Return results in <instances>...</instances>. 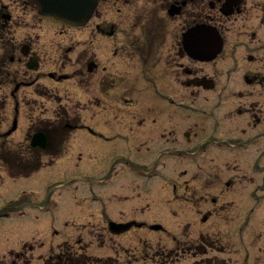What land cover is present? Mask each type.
<instances>
[{
	"label": "rangeland",
	"instance_id": "374dc122",
	"mask_svg": "<svg viewBox=\"0 0 264 264\" xmlns=\"http://www.w3.org/2000/svg\"><path fill=\"white\" fill-rule=\"evenodd\" d=\"M34 9L31 3L21 5L19 9L14 7L13 13L18 14L16 20L19 23L14 22L10 27V36L21 41L27 31H33L29 26L35 23L36 18L34 34H42L46 42V19L39 21V15H36ZM34 14L36 17L33 19ZM252 30L264 38V22L254 19L251 12L250 18L248 16L243 20L233 17L230 28L226 31L229 46L216 61L209 63L210 68L221 70L235 62L241 63L247 53L254 51L264 54L257 47L258 41L247 48L242 45L241 41L250 40L243 33H250ZM1 49L2 45L0 52ZM260 62H264V59ZM41 70L46 71V68ZM240 74L241 72L232 76L237 80ZM20 79L21 76L18 81ZM15 85V82L0 84V143L6 141L0 147V155L4 158L0 159V210L9 201L20 199L18 202L21 205L26 204L18 210L22 214L0 216V264H42V259L50 248L46 243L60 240V235L53 233L54 229L64 231L63 239L69 247L98 255L102 259L107 256L116 257L119 263L171 264L176 259L175 264H181L185 261L182 257L193 251L188 247L200 243L199 237H203L211 246L208 253L223 257L227 264H242L246 253V264H264V189L261 188L264 179L249 171L245 156L232 161L237 163L235 167L233 164L228 165L227 160L231 155L222 151L205 152L207 147L200 141L207 133L210 123L209 117L203 113V109L213 98H210L209 92L201 91L200 95L195 96V111L192 114L184 107L180 108L182 112L178 111L177 116L169 117L163 108L164 111L158 114L156 122L146 119L140 125L134 117L131 118L139 127L138 134L164 131L163 136L158 139L162 143L185 144L181 132L186 129L195 132L193 143L189 145L192 151L189 158L184 154L186 151H166L155 159L153 165V156L157 151L152 148V142H149L147 150L141 153L145 154L143 159H149L152 163L143 167L144 170L152 168L151 175L134 177L126 170L117 172L118 168L114 167L112 172L120 178L119 184L99 190V193H108L112 200L110 202L109 197L97 193L99 176L94 175L93 180L87 181L91 183L86 188L87 193L90 189L96 192V200L93 201L77 194L80 189L75 188L76 180L80 179L81 171L90 172L92 165L100 166L108 155L122 153L119 152L122 144L117 140H102L99 136L92 135H85L76 144L73 135L66 143L63 136L57 138L53 135L50 137L52 153L46 154L45 150H41L35 154L28 148L29 139L35 132L30 131L29 127L38 121L58 122L63 114L59 109L61 104L55 97L54 100L47 101L46 93L35 85L19 87L21 101L6 100L5 95ZM230 85L231 90L241 88L233 78ZM231 90L227 92L228 95ZM233 99L228 97L229 108ZM13 117L18 120V129L6 134L4 132L10 128ZM66 119L74 120V115L67 114ZM172 128L175 129V140L171 135ZM102 138L108 137L104 135ZM94 155L102 157L101 163L99 159H93ZM35 156L43 166L29 172L26 163L30 166V163H36ZM6 161L7 168L13 166L20 169L7 172ZM20 163L24 166L21 167ZM252 189L253 194L250 193ZM248 205L250 208L256 207V210L248 223L240 227L249 212ZM106 210L108 214L101 213ZM88 215L90 220L86 221ZM203 215L207 217L205 221L201 220ZM109 217L115 220L135 217L150 224L158 222L163 225V229L152 231L148 227H142L121 235H112L106 230V220ZM182 229L185 232L179 234ZM237 229L240 237H243L239 241ZM183 244L185 246L182 247ZM29 245L33 246L31 250H27ZM20 252L25 256L19 255Z\"/></svg>",
	"mask_w": 264,
	"mask_h": 264
},
{
	"label": "flooded vegetation",
	"instance_id": "af4514ba",
	"mask_svg": "<svg viewBox=\"0 0 264 264\" xmlns=\"http://www.w3.org/2000/svg\"><path fill=\"white\" fill-rule=\"evenodd\" d=\"M30 1L0 0V32L10 29L14 22L19 23L13 9ZM171 6L178 7L177 14L168 13ZM230 8L234 12L224 16L222 10ZM250 12L254 19L264 22V0H97L88 20L76 27L46 16V42L34 30L27 31L19 44L15 37L9 39L12 53L16 45L20 52L24 49L21 44L26 45L28 51L37 53L39 64L46 71L33 76L30 74L34 72L23 69V77H29L31 82L17 83L19 64L28 57L11 56L8 63L18 66L13 68V82L17 86L5 99L19 101V87L36 83L37 89L46 93L47 101L55 97L64 102L61 107L65 114L70 103L77 121H83L85 115L95 120L96 126L82 122L73 127L65 122V129L81 131L79 139L101 135L97 130H102L122 134L133 147L149 142L152 147H177L179 143L158 142L164 131L138 134L139 127L132 124L131 118L140 125L146 119L156 122L163 108L169 117L182 112L180 108L192 111L195 96L201 91L217 90L222 95L227 90L221 79L222 70L210 68L208 62L187 54L181 33L200 21L214 23L222 32L232 17L243 20L250 18ZM255 34L252 30L251 35ZM41 76L46 78L45 82L39 80ZM207 85L213 87L208 89ZM237 85L241 89L232 90L229 95L224 93L223 129L239 133L240 144L255 146L254 165L264 179V62L247 68ZM229 96L234 98L230 108ZM97 119L103 124L98 125ZM170 130L175 140V129ZM181 134L187 143L195 136L189 129ZM46 257L50 264L52 256Z\"/></svg>",
	"mask_w": 264,
	"mask_h": 264
},
{
	"label": "water",
	"instance_id": "95a60500",
	"mask_svg": "<svg viewBox=\"0 0 264 264\" xmlns=\"http://www.w3.org/2000/svg\"><path fill=\"white\" fill-rule=\"evenodd\" d=\"M41 2H42V0H41ZM49 6L53 10L51 12L58 14L62 17L65 16L69 19H75V12L74 11H68V13H62L61 6H60V0H48L47 8ZM42 142H44L42 137H37L35 140L33 139V141H32L33 144H36V143L42 144Z\"/></svg>",
	"mask_w": 264,
	"mask_h": 264
}]
</instances>
